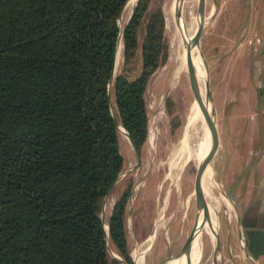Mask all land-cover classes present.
<instances>
[{
	"label": "trees",
	"instance_id": "1",
	"mask_svg": "<svg viewBox=\"0 0 264 264\" xmlns=\"http://www.w3.org/2000/svg\"><path fill=\"white\" fill-rule=\"evenodd\" d=\"M127 1L0 0V264H121L109 254L100 220L123 170L111 102L141 151L144 94L168 52L162 10L150 12L151 0H137L111 100ZM130 187L106 222L109 246L126 264H134L125 230ZM240 225L246 251L257 259L264 254L259 202L242 212Z\"/></svg>",
	"mask_w": 264,
	"mask_h": 264
},
{
	"label": "rangeland",
	"instance_id": "2",
	"mask_svg": "<svg viewBox=\"0 0 264 264\" xmlns=\"http://www.w3.org/2000/svg\"><path fill=\"white\" fill-rule=\"evenodd\" d=\"M230 1L231 0H205V13L209 12L212 5H214L215 10L208 23L205 24L202 29L199 39V49L206 65L207 85L210 91L209 100L212 104L214 113L220 155L223 158L221 161L218 158V152H216L210 160L209 166L213 171L214 180L216 181L217 178V180L220 181L221 184L219 183L218 185L221 186V190L232 202L235 209V214L233 215L231 223L227 222L222 213L220 215V229L218 233L220 249L224 259L229 260L228 262L231 260L229 254L230 247L232 249V254L236 255V260L234 259L236 264H249L246 260L240 258L241 254L239 251L241 244L244 246V234L240 225L239 208L232 201L234 194L230 185L229 158L234 147V131L236 133L239 132L240 129L233 130L234 128H230L229 118L232 116L231 106L233 103L231 100L230 103H225L226 99H223L221 94H226L229 91L231 95L228 96L232 97L234 89L238 91L241 89L240 80H233V82H231L233 77L230 76V78H228L229 75L226 76V73L231 70L233 65L232 60L234 54L232 37H234V33L231 32V30L230 32L225 30V20L223 21L222 18H228L233 9V2ZM172 3L173 0H151L149 6L150 12L160 8L164 20L169 18V27L167 28L165 26L167 31L164 30V39L168 46L167 57L150 78L144 94L148 120L154 121L155 138H153L151 146L146 140L140 151L142 166L136 171H129V169L135 165L136 156L129 141L122 138L123 136H121L120 132L118 133L120 153L123 157L122 173H126L119 176L107 198L105 211L103 214H100V216H103L102 218L106 224L113 204L120 197L123 190H125L128 185H131L130 194L131 192L132 194L129 196L126 205L125 230L128 250L132 257V253L139 248L150 234H152L153 230H156L155 224L157 223L156 220H158L157 213L159 209L164 208V224L158 228L156 238L144 256L145 264H160L167 255H176L181 250L183 242L197 216L195 199L192 194L194 177L197 172L196 163L190 162L189 165L184 167L177 185L175 186H171L170 181L165 178L171 171L172 153L180 142L179 140H181L186 115L189 113L190 107L195 101L190 90L186 72L181 84L175 88V90L170 89L164 82L165 76L163 67L169 61L168 58L171 49L170 42L172 38V34L170 33H173V21L168 12ZM181 8L183 9V5ZM130 9H123L119 20L120 27L126 25L132 11ZM246 9V1L243 0L240 7V14H238L237 18L243 16ZM197 15H199L198 3L194 10L190 12L186 10L185 13H183L184 24L190 25V17ZM122 62L123 58L114 70V77L120 74ZM137 67H140L139 55L137 56ZM240 74H242L241 71L238 76H240ZM111 103L113 108V100ZM245 118L247 119L248 117ZM240 123L246 124L245 121H240ZM241 131H246L243 135L244 137L246 136L247 138L249 136V131ZM220 162L221 166L223 164L222 162H224V171L218 175V170L220 168L218 165ZM160 185L161 188L159 187ZM216 193L217 191L215 190V194ZM166 196H168L167 202H165L164 199ZM212 252L211 245L205 240L199 248V253L196 255L198 256L196 258L197 261L195 260L196 262L194 261L193 264H210ZM181 260V258L179 261L178 259H173L165 264H181ZM228 262L225 264H229Z\"/></svg>",
	"mask_w": 264,
	"mask_h": 264
},
{
	"label": "bare ground",
	"instance_id": "3",
	"mask_svg": "<svg viewBox=\"0 0 264 264\" xmlns=\"http://www.w3.org/2000/svg\"><path fill=\"white\" fill-rule=\"evenodd\" d=\"M135 3L136 0H128V3L124 7V9L131 8L130 10H132ZM197 3L199 5V0L182 1L183 9L181 12L182 16H181V20L179 21V25L176 24L174 21L173 3L171 5L170 10L168 11L173 21V27H172L173 33H170L172 34V38L170 42L171 49L168 58L169 61L163 67V71L165 76L164 82L172 90H175V88H177L182 82V79L186 72V58H187L188 48L189 46L192 45L195 32L200 22V18H199L200 16L197 15L190 17L191 19L190 25L184 24L183 13H185L186 10H189V12L194 10V8L197 6ZM214 10L215 7L214 5H212L209 12L205 13L204 16L205 24L208 23V21L214 14ZM165 21H166L165 26L168 28L169 18H166ZM122 48L123 46L122 43L120 42L117 56L115 58L114 70L117 68V65L121 62L123 58ZM191 62H192V71L197 82L196 94L198 96V100L205 108H208L207 100H206L207 98L206 95L208 96L207 70L202 54L200 53L199 45H196L191 51ZM120 134L121 136H123L122 138L128 140L123 130H121ZM153 138H155L154 121L149 119L147 142L150 146L152 145ZM179 141L180 142L178 143V145L176 146V148L172 153L173 158L170 165L171 171L169 174L165 176V178L170 181L171 186L177 185L181 172L183 171L186 165H189L190 162L193 163L195 162L198 170L203 165L206 155L211 146V133L207 127V123L196 101L192 103L189 113L186 115L185 123L183 126L182 137L181 140ZM216 152L217 151H213L212 157L216 154ZM197 186L200 195L202 197V200L204 202V210H200L198 212L197 222L198 223L203 222V223L202 226L193 234L192 237L191 250H190L191 251L190 263L193 264L195 260L197 261L196 258L198 256L196 255L199 253V248L201 244L205 240H207L213 250L210 257L211 258L210 264H218V263L222 264L221 261L222 254L220 252L221 250H220V243L218 236L220 229V215L222 213L225 216L227 222L231 223L233 215L235 214L234 205L228 199L226 194L221 190V186L219 185L217 186L215 184V180L213 178V171L209 165L207 166L204 174L199 179ZM159 187L161 188V185ZM215 190L217 191L216 194H215ZM167 197L168 196L164 198L165 202H167L166 201ZM163 210L164 208H161L157 213L158 220H156L157 223L155 224L156 230H153L155 232L152 231V234H150L142 242L139 248H137V250H135L132 253V258L135 264H145L144 256L152 246V243L156 238V232L158 228L161 227L162 224H164ZM204 215L206 216L205 221H203ZM180 258L182 259L181 264H187V259L185 256ZM180 258H178V261L180 260Z\"/></svg>",
	"mask_w": 264,
	"mask_h": 264
},
{
	"label": "crops",
	"instance_id": "4",
	"mask_svg": "<svg viewBox=\"0 0 264 264\" xmlns=\"http://www.w3.org/2000/svg\"><path fill=\"white\" fill-rule=\"evenodd\" d=\"M242 1L231 0V13L228 18H222L225 20V30L234 33L233 65L226 76L233 77L231 82L240 80L241 89H234L232 97L228 96L231 95L229 91L221 93L223 99H226L225 103H233L229 127L234 128L233 130L240 129L239 132L234 131V147L229 158L230 185L234 194L231 198L238 206L240 216L255 201L259 202L260 212L264 213V98L258 97V89L264 83V0H245L246 12L237 18ZM240 71L242 74L238 76ZM240 121H245L246 124H241ZM241 130L249 131V136L244 137L246 131ZM218 158L223 160L220 146ZM222 163L223 172L224 162ZM239 253L240 258L249 264H264V254L253 259L246 251L245 242L244 246L241 244ZM229 254L230 262L221 255L222 264H236V255L232 254L230 247Z\"/></svg>",
	"mask_w": 264,
	"mask_h": 264
},
{
	"label": "water",
	"instance_id": "5",
	"mask_svg": "<svg viewBox=\"0 0 264 264\" xmlns=\"http://www.w3.org/2000/svg\"><path fill=\"white\" fill-rule=\"evenodd\" d=\"M182 1L183 0H173V17H174V21L176 24L179 25V21L181 20V12H182ZM128 3V1L126 2V4ZM125 4V6H126ZM137 4V0H136V3L134 5V7L132 8V11L130 13V16L128 18V21L127 23L129 22L131 16H132V13L135 9V6ZM198 13H199V18H200V22H199V25H198V28L195 32V35H194V40L192 42V45L189 46L188 48V53H187V58H186V73H187V77H188V81H189V86H190V90L193 94V97H194V100L197 102V104L199 105V108L204 116V119L207 123V127L211 133V146H210V149L206 155V158L204 160V163L203 165L197 170L196 174H195V177H194V183H193V191H192V194L194 196V199H195V207H196V215H198V212L200 210H204V202L202 200V197L200 195V192L198 190V181L199 179L201 178V176L204 174L207 166L209 165V162L211 160V157H212V153L213 151H219V140H218V133H217V128H216V124H215V120H214V113H213V109H212V104L210 103V91H209V86L207 85V92H208V96L206 95V100H207V106L208 108H205L201 103L200 101L198 100V96L196 94V86H197V82H196V79H195V76L193 74V71H192V62H191V51L193 50V48L196 46V45H199V39H200V36H201V33H202V29L205 25L204 23V16H205V0H199V5H198ZM120 20V18H119ZM119 20H118V24H119ZM126 23V24H127ZM120 26V24H119ZM124 27H121L120 28V33H119V36H118V41H117V46H116V55H115V58L117 56V52H118V47H119V44L120 42L122 43V33H123V30H124ZM115 79L114 77V68H113V74H112V79L109 81V84H108V88H107V91H108V94H109V97H110V94H111V90H112V85H113V80ZM111 98V97H110ZM110 112H111V115H112V118H113V121L115 123V126L117 128V131L118 133L121 132V130H123L128 138V141L129 143L131 144V147L135 153V156H136V162H135V165L129 169V171H136L138 170L141 166H142V157H141V152L140 150H138V148L132 143V141L130 140L127 132L125 131V129L120 125L116 115H115V112L112 108V103H111V108H110ZM220 168L218 170V175L219 173H222V166H221V162L219 163L218 165ZM126 172L124 173H120L116 179L115 182H117L119 176L125 174ZM220 183L219 180H217L216 178V181H215V184L218 186V184ZM115 184V183H114ZM221 184V183H220ZM114 186V185H113ZM112 186V188H113ZM111 188V190H112ZM111 190L107 193V195L105 196L104 200H103V204H102V210H101V214H103V212L105 211V207H106V202H107V198L111 192ZM132 194V192H131ZM129 194V196L131 195ZM103 216L101 215L100 216V220L102 222V225L103 227L106 229V238H107V248H108V251H109V254L116 258L121 264H126L124 261H122V259L117 255L115 254L112 249L110 248L109 246V243H108V234H107V225L104 223V220L102 218ZM205 215H204V219L203 221H205ZM207 219V218H206ZM202 223L203 222H200L198 223L197 222V216H196V219L189 231V233L187 234L184 242H183V245L181 247V250L174 256H170V255H167L165 257V259L160 263V264H165L167 261L171 260V259H178L180 257H183L185 256L186 259H187V264H191L190 263V253H191V241H192V237H193V234L202 226ZM242 228V227H241ZM134 262V261H133ZM135 264V262H134Z\"/></svg>",
	"mask_w": 264,
	"mask_h": 264
},
{
	"label": "built area",
	"instance_id": "6",
	"mask_svg": "<svg viewBox=\"0 0 264 264\" xmlns=\"http://www.w3.org/2000/svg\"><path fill=\"white\" fill-rule=\"evenodd\" d=\"M243 241H244V238H243Z\"/></svg>",
	"mask_w": 264,
	"mask_h": 264
}]
</instances>
